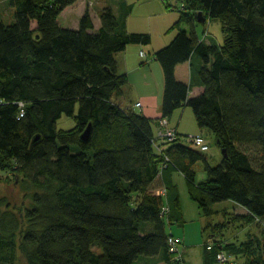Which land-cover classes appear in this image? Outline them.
<instances>
[{
  "label": "trees",
  "instance_id": "16d2710c",
  "mask_svg": "<svg viewBox=\"0 0 264 264\" xmlns=\"http://www.w3.org/2000/svg\"><path fill=\"white\" fill-rule=\"evenodd\" d=\"M8 1L14 19H0V171L10 168L34 186L19 238L29 264H135L154 255L165 264H185L180 247L178 258L168 243L173 234L167 224L181 219L176 189L166 183L164 195L154 191L159 173L170 167L183 172L203 214L217 213L211 204L221 200L247 209L212 223L204 249L213 259L231 245L222 237L230 223L264 227V0H180L176 34L153 53L163 73L156 118L117 100L128 79L118 73L115 54L128 43H149L148 32L125 31L109 6L99 10L97 29L87 9L72 28L61 26L58 15L76 0ZM211 18L222 23V43L204 41ZM192 53L200 58L196 73L203 89L188 96V84L174 69ZM184 104L225 149L216 165L182 141L186 135L162 151L153 144V121ZM62 115L73 117L74 125L59 128ZM88 123L91 135L83 142L79 134ZM199 159L206 179L196 184L191 166ZM21 225L13 213L0 214V264H14ZM239 248L245 264H264V236L248 233Z\"/></svg>",
  "mask_w": 264,
  "mask_h": 264
},
{
  "label": "rangeland",
  "instance_id": "374dc122",
  "mask_svg": "<svg viewBox=\"0 0 264 264\" xmlns=\"http://www.w3.org/2000/svg\"><path fill=\"white\" fill-rule=\"evenodd\" d=\"M94 2V6H102L104 4H108L113 8L115 12H118V3L117 0H92ZM172 7H171V20L170 18L166 19V23L164 24V27L166 24H168V28L163 30V26L161 27V20L163 17H154L152 19V25H148V20L144 19L143 21L138 20L137 23L140 26H143L145 31H148L150 33L152 28L151 35V41L147 44L143 45L144 51H149L151 53H154V50H157L159 48H162L166 44L170 42V40L174 37L176 34L177 28L174 27L176 21L179 18L180 11L179 8L182 5L180 0H167ZM186 10V9H185ZM75 11H72V13H69L68 10H65L62 12L61 15L58 17L59 24L63 27H74L75 25ZM14 8L10 5L8 0H0V19H2L4 22H11L14 19ZM95 24L98 26L99 24V18H94ZM196 31L199 35H202V31L204 29L203 23H196ZM150 26H152L150 28ZM181 28L187 29L188 26L186 23L181 22L180 23ZM208 29H207V27ZM207 34H210V36H214V38L219 42H223V33H222V23L217 18H211L208 24L206 25ZM150 31V32H149ZM153 54L149 55L151 57V61H155L154 58H152ZM150 61V62H151ZM155 65L157 66L156 72L154 71L151 74H148L147 76H141L136 79H128L126 83V88L123 89L122 95L118 97V102L123 105L124 107H130L137 113H142V110L145 108V100L144 96L147 97V102L151 107H154L155 104L162 98L163 94V74H162V68L160 66V63L156 60ZM197 68V65L194 64L192 66L193 70V77L195 76V70ZM158 71V72H157ZM126 89V90H125ZM140 101L141 104L139 106H135L134 108L133 103L136 101ZM132 104V106H131ZM181 111H183V114L181 115ZM148 112V111H145ZM161 112V110H160ZM171 124L177 125L178 131L180 132L179 136H187V135H194V134H200L202 133L205 137L206 142L208 143V149L207 150H200L198 147L192 145L191 142L188 140H182L190 147L197 149L200 151V153L206 158L208 163L212 166L216 165L220 162L222 159V151L221 147H219L215 140V135L208 129V128H200L197 125V122L194 117L193 110L191 106L184 105L181 107H178L176 111L174 112L172 116ZM74 125V118L70 116L62 115L57 120V126L59 128L68 129ZM171 126V125H169ZM172 127V126H171ZM156 133L158 132V126L156 129ZM160 143V140L157 139ZM9 168V167H8ZM194 168L198 171L202 170L203 167V160L199 159L195 162ZM34 190V186H32L31 183L23 181L22 176L19 174V176L14 175V171L12 169H7L6 172L0 171V214L1 216H4L9 213H13L15 216H17L22 225L19 230L16 231L17 233V248L15 252V260L14 264H29L26 254L22 251V248L20 246L19 238L20 233L22 232V229L26 226V221L24 218V211L27 207L31 204V194ZM155 192L157 190H154ZM161 192V191H160ZM211 206L218 210L217 213H213V215L209 218V220L212 221V223L220 222L223 220H229L230 218H236L235 214L237 213L236 210L233 209V202L231 200H221L217 202H213ZM225 210H228L230 213H225ZM247 213V212H246ZM235 224L229 225V227L224 228L222 230V237H225L227 241H230L231 245L227 246L229 248V251H227L228 259L233 261L234 263H246V256L242 252V248H239L240 242L245 240L248 233L251 234H258L260 237L263 238L264 236V227L258 226L257 223H250V224H240L235 220ZM263 230V231H262ZM254 232V233H253ZM256 236H252L251 238L255 240ZM204 240L206 241V238H201L200 241H198L195 246L192 247V249H185L184 251V258L189 262V264H230L228 262H222L217 259H213L211 255H209V259L206 263L205 260H202V249L203 246L201 244L204 243ZM94 250L100 251V248L97 245L92 246ZM205 251V249H203ZM142 256H139L138 258H141ZM140 259H137L135 264H139ZM232 264V263H231Z\"/></svg>",
  "mask_w": 264,
  "mask_h": 264
},
{
  "label": "crops",
  "instance_id": "0c3cea01",
  "mask_svg": "<svg viewBox=\"0 0 264 264\" xmlns=\"http://www.w3.org/2000/svg\"><path fill=\"white\" fill-rule=\"evenodd\" d=\"M117 3H118V9H117L118 12H115L113 8L112 10L118 17L123 18L124 29L127 32H148V31H145L146 28H144L143 26H140L137 23L138 20L143 21L144 19H146L148 20V25L149 24L152 25V19L154 17H160V18L163 17V19L161 20L162 22L161 27L162 26L164 27V24L166 23V19L167 21L169 18L171 20L172 11H171V7L167 5V0H117ZM94 5L95 4L92 0H76L74 3L66 6L59 13V15H61L62 12H64L65 10H68L69 13H72V11L76 10L77 12H75V14L76 13L77 14L75 16L76 17L75 22H74L75 26L72 27V28H76L78 25L79 17L87 9L92 18L94 29H97L99 24L98 26L95 24L94 18H97V17L99 18L98 13L101 8L105 6H109V7L111 6L108 4L107 5L104 4L101 7L100 6L96 7ZM169 23L166 24L163 30L168 28ZM151 27L152 26H150V28ZM150 31L149 32L152 33V28ZM199 36L202 37V35H199ZM204 41L205 42L214 41L216 43H219L214 38V36H210V34H207L206 36H204ZM143 45L144 44L142 43H128L123 50L115 54L118 73H125L127 75V78L136 79L141 76H147L148 74H151L154 71L156 72L157 70V66L155 65L156 59H154L155 61H151L152 59L149 55L153 53L149 51H144ZM141 51L145 53L144 56L141 55ZM200 63H201L200 58L197 56V54L192 53L191 58L189 60L177 63L175 65L174 72H175L176 78L186 82L189 86V89L187 92L188 96L196 95L200 93L203 89L202 85L198 81L196 70H195L194 77H193V70H192V66L194 64L198 66ZM125 86L123 87V89L126 88ZM144 100L146 104H145L144 110H142V113L152 118L159 117L161 113L160 112L161 99L155 104L154 107H151L149 103L146 101L147 100L146 96H144ZM137 102L141 104V102L137 100L136 102L133 103V106L132 104L131 106L134 108ZM176 109L177 108H175L173 112L169 116H167V118H168V124L174 127L177 130V133L179 135L180 132L178 131L177 125L171 124L172 116L174 112L176 111ZM145 111H148V112H145ZM182 114H183V111H181V115ZM157 126H158L157 121L156 120L153 121L152 129H153V133L155 134L157 131L156 130ZM165 146L167 145L165 144ZM194 164L195 163H193L191 167L195 171L194 173L195 183L199 184L206 179V172L204 168L200 171L196 170L194 168ZM158 176L159 177L157 179V182H155V188H154L157 190L156 191L157 193H161L163 195L165 194L166 183L170 184L174 189H176L178 199H179L181 219L173 220L170 223H168L167 229L174 236L179 237L181 239V244L179 246L180 253H181L183 262L185 264H189V262L184 258V251L187 248L192 249V247L195 246L196 243L200 241L201 238L203 237L206 238V241L210 239V237L214 233V230L212 229V221L209 220V218L212 215L203 214L197 202L193 200V198L190 196L185 175L183 174L181 170L171 168V167L167 169L165 168L161 173H159ZM164 202L166 204L168 203V198L166 195L164 196ZM232 202H233V209L236 210L237 212L235 215L246 214L247 209L245 207H243L242 205L234 201ZM225 213L232 214L233 211L228 212V210H225ZM236 221L239 223L242 222L241 220H236ZM206 241L204 240V243ZM204 243L201 244V246H203V249H204ZM203 249H202L201 258L202 260H205L209 256V254ZM139 264H165V262L160 258V255H154L151 257V259H146L145 261L141 260Z\"/></svg>",
  "mask_w": 264,
  "mask_h": 264
},
{
  "label": "built area",
  "instance_id": "2783aa9c",
  "mask_svg": "<svg viewBox=\"0 0 264 264\" xmlns=\"http://www.w3.org/2000/svg\"><path fill=\"white\" fill-rule=\"evenodd\" d=\"M207 33H208L207 30H205L203 33V36H206ZM141 55L144 56L145 53L141 51ZM3 102L4 101L2 99H0V103H3ZM17 104L19 105L18 117H20L24 113L23 102L18 101ZM139 105H140L139 102H137L135 104V106H139ZM157 124H158V132L154 135V138L152 139V141H153V144L155 145V147L158 150L162 151L165 147V144L168 145L172 140L177 138L178 133L174 127L169 126L167 116L160 117L157 120ZM157 139L160 140V143L158 142ZM186 139L189 142H191L192 145L198 147L202 151L208 149V143L206 142L205 137L202 134L187 135ZM168 160H169L168 156H165V160L163 161V163L160 166V171L164 168V166ZM166 210H167V207L163 206L162 212H165ZM180 241H181V239L179 237L174 236V235H170L168 237L170 252H173L175 254V256L178 258L180 256V253L178 252ZM219 245H221V243H219ZM211 246H212V244H208L207 248H211ZM216 257L219 261H222V262H227V260H228V256H227L226 252L223 250L218 251L216 254Z\"/></svg>",
  "mask_w": 264,
  "mask_h": 264
},
{
  "label": "water",
  "instance_id": "95a60500",
  "mask_svg": "<svg viewBox=\"0 0 264 264\" xmlns=\"http://www.w3.org/2000/svg\"><path fill=\"white\" fill-rule=\"evenodd\" d=\"M196 18H197V21L200 23L204 21V17L201 11H198L196 13ZM90 135H91V123H88L87 126L79 134V139L83 142H86L89 140ZM38 138H39V135H35L32 139V143L35 142ZM221 151H222V155L225 156L226 155L225 149L221 148Z\"/></svg>",
  "mask_w": 264,
  "mask_h": 264
}]
</instances>
